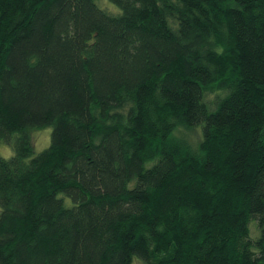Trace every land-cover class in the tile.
I'll list each match as a JSON object with an SVG mask.
<instances>
[{
  "label": "trees",
  "instance_id": "16d2710c",
  "mask_svg": "<svg viewBox=\"0 0 264 264\" xmlns=\"http://www.w3.org/2000/svg\"><path fill=\"white\" fill-rule=\"evenodd\" d=\"M100 1L0 0V264H264V0Z\"/></svg>",
  "mask_w": 264,
  "mask_h": 264
},
{
  "label": "rangeland",
  "instance_id": "374dc122",
  "mask_svg": "<svg viewBox=\"0 0 264 264\" xmlns=\"http://www.w3.org/2000/svg\"><path fill=\"white\" fill-rule=\"evenodd\" d=\"M101 2V3H100ZM97 3L101 8L109 11L112 14H119L120 10L117 6L112 4L107 0H101ZM51 135H52V127H47L44 129L35 130L32 133L33 142L35 146V154L38 155L44 150H46L51 144ZM192 136L193 140H199L201 132L199 130L195 131ZM13 148L11 145L6 144L4 142L0 143V156L4 158H11L13 156ZM251 236L256 237L258 235V229L255 222L250 224ZM132 264H144L142 261L135 259Z\"/></svg>",
  "mask_w": 264,
  "mask_h": 264
}]
</instances>
